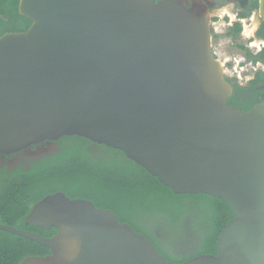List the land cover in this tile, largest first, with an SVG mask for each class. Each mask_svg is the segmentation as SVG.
<instances>
[{
  "label": "water",
  "instance_id": "water-1",
  "mask_svg": "<svg viewBox=\"0 0 264 264\" xmlns=\"http://www.w3.org/2000/svg\"><path fill=\"white\" fill-rule=\"evenodd\" d=\"M208 0H20L32 22L0 37V155L42 158L78 136L120 150L176 195L223 199L217 255L180 264H264V101L230 106ZM264 22V0H259ZM49 142L47 147H38ZM25 224L47 247L20 264H175L110 210L63 192Z\"/></svg>",
  "mask_w": 264,
  "mask_h": 264
},
{
  "label": "trees",
  "instance_id": "trees-1",
  "mask_svg": "<svg viewBox=\"0 0 264 264\" xmlns=\"http://www.w3.org/2000/svg\"><path fill=\"white\" fill-rule=\"evenodd\" d=\"M19 2L0 0V37L25 32L31 26L30 20L19 15ZM258 7L259 0H251V11ZM241 31V25L236 24L227 35L235 38ZM258 36L264 38V24ZM248 56L264 63V51ZM262 86L256 104L264 101V73L259 72L250 87ZM237 100L234 94L228 104L235 106ZM256 104L238 108L250 110ZM57 192L112 211L120 223L146 236L166 260L175 264L204 254L217 255L218 238L234 218L225 200L204 194L176 195L124 152L73 136L61 138L58 152L33 162L27 170L20 167L9 173L0 168V224L53 237L57 228L27 225L25 219L35 204ZM189 239L191 246L181 250V244ZM49 254L41 244L0 230V264H20L28 256Z\"/></svg>",
  "mask_w": 264,
  "mask_h": 264
},
{
  "label": "flooded vegetation",
  "instance_id": "flooded-vegetation-1",
  "mask_svg": "<svg viewBox=\"0 0 264 264\" xmlns=\"http://www.w3.org/2000/svg\"><path fill=\"white\" fill-rule=\"evenodd\" d=\"M208 1H210L212 4V6L210 8V12H211V33H212V39H213V33L215 31V25L214 24L217 23L215 21V19H218L221 21L223 18H230L231 19V16H229L228 11H226L224 9L216 10L217 9L216 5H217L218 1H223V0H208ZM230 1L232 2V5H230L229 9L233 6H235V7L239 8V11L237 13H232L234 15V17H233L234 20L231 19L230 23L225 24L228 27V32L236 24H240L242 27V31L239 34V36L241 35V37H243V39H245L247 41L246 42L247 44L245 46L246 58L247 57L249 58V56H248L249 54L253 55V56H258L259 54L263 53V51H264V38H261L258 36V33L261 30L264 22H262L260 20V23L258 24L255 31H253L251 36L247 35L246 29H247V25H248V27L250 26L249 28H251V26L254 25L253 23L256 22L259 7L257 10L251 11V0H230ZM242 13L245 14V17H241ZM222 23H223V21L220 22V25ZM245 24H247V25L245 26ZM228 32H227V34H228ZM239 36H237V37H239ZM237 37H235V38H237ZM255 41H259L260 45L258 42H256L257 44L255 43L256 45H254ZM257 45H259V46H257ZM249 59H251V58H249ZM258 62H260V61H258ZM254 63H256V62H254ZM260 63L264 65L263 62H260ZM259 72L264 73V68L260 67V69L256 73H254L252 79L249 82H247L246 84L237 83V85L239 86L240 89L236 90L234 88V92H233V96H234V94H236L238 96L237 105H235L236 107L246 106V105H254L259 100L258 91H259V89L263 88V86L260 88H258V87L257 88H251L250 87V82L255 79L256 74ZM233 87H234V85H233ZM262 100H264V97ZM48 143L49 142H44V143L40 144L39 146H32L31 149L33 151H36L38 147H47ZM54 145L56 146V149H57L56 152H58L59 141L54 142ZM46 157H48V156H46ZM43 158H45V157H42V158L27 157L25 155V152H18V153L12 154V155H0V168L6 169L7 172H9V173L20 168V167L27 170L30 168V165L33 162L40 160V159H43Z\"/></svg>",
  "mask_w": 264,
  "mask_h": 264
},
{
  "label": "rangeland",
  "instance_id": "rangeland-1",
  "mask_svg": "<svg viewBox=\"0 0 264 264\" xmlns=\"http://www.w3.org/2000/svg\"><path fill=\"white\" fill-rule=\"evenodd\" d=\"M222 5V6H221ZM232 5V2L230 0H223V1H218L216 7V10L219 9H224L227 10L229 13V16L233 19V14L232 13H237L239 11L238 7H230ZM234 5V4H233ZM228 19V20H227ZM215 21L220 23L223 21L221 24V28L217 29L213 33V52L216 54L215 56L223 61L225 64V69L227 70V78L231 82V84H246L249 78H252L254 75V67L256 64L252 59H249L248 57L246 58L245 53H246V40L241 37V35L237 38H231L227 35L228 32V27L225 24H228L231 22L230 18H223L221 21L218 19H215ZM260 23L259 16L257 15V20L254 23V25L249 28L250 30L254 31L257 28L258 24ZM244 48V49H243ZM254 52V51H253ZM254 64H253V63ZM240 64V65H239ZM242 66V67H241ZM240 67L244 68V70L240 71ZM237 72H241V78L242 79H237V76L240 75ZM191 246V240L185 242L184 244H181L180 249L185 250Z\"/></svg>",
  "mask_w": 264,
  "mask_h": 264
},
{
  "label": "built area",
  "instance_id": "built-area-1",
  "mask_svg": "<svg viewBox=\"0 0 264 264\" xmlns=\"http://www.w3.org/2000/svg\"><path fill=\"white\" fill-rule=\"evenodd\" d=\"M215 25V31L217 30V29H219V28H221V25H220V23L218 22V23H215L214 24ZM220 60V59H219ZM221 61V60H220ZM222 63H223V61H221ZM253 63V62H252ZM224 64V63H223ZM254 64V63H253ZM256 64V66L254 67V73H256L259 69H260V67H262V68H264V65L263 64H261L260 62H256L255 63ZM240 65V64H239ZM242 67V66H241ZM240 67V71L242 70H244V68H241ZM224 68H225V64H224ZM238 74H240V75H238L237 76V79H242L241 78V72L239 73V72H237ZM225 74H227V70L225 69ZM252 78H249L247 81L249 82L250 80H251Z\"/></svg>",
  "mask_w": 264,
  "mask_h": 264
},
{
  "label": "bare ground",
  "instance_id": "bare-ground-1",
  "mask_svg": "<svg viewBox=\"0 0 264 264\" xmlns=\"http://www.w3.org/2000/svg\"><path fill=\"white\" fill-rule=\"evenodd\" d=\"M224 9H225V8H224ZM226 11H227V10H226ZM220 15H221V14H220ZM220 15H219V16H220ZM233 16H234V15H233ZM220 17H221V16H220ZM221 18H222V17H221ZM231 19H232V18H231ZM232 20H234V19H232ZM253 24H254V23H253ZM253 24H252V25H253ZM246 25H247V24H245V26H246ZM247 26H248V25H247ZM249 27H250V26H249ZM251 27H252V26H251ZM246 30H247V31H246L247 35L251 36V34H252L253 31H254V28H253V30H250L249 28H247ZM256 42H258L259 45H260V42H259V41H255V42H254V45L257 44ZM255 43H256V44H255ZM259 45H257V46H259Z\"/></svg>",
  "mask_w": 264,
  "mask_h": 264
}]
</instances>
